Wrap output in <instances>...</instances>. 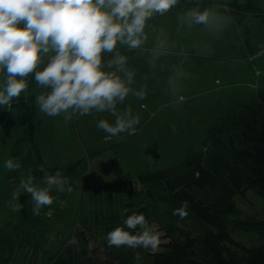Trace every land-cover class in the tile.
<instances>
[{
	"label": "rangeland",
	"instance_id": "obj_1",
	"mask_svg": "<svg viewBox=\"0 0 264 264\" xmlns=\"http://www.w3.org/2000/svg\"><path fill=\"white\" fill-rule=\"evenodd\" d=\"M239 1L264 9V0ZM252 25L248 38L254 54L249 57H240L238 40L226 16L209 14L207 22L196 23L192 13L171 10L163 14L154 12L145 22L143 42L139 47L131 48L118 41L112 53H103V70L116 71L130 88L128 96L117 104V108L122 112L131 107L132 114L139 115L140 122L133 134L124 132L109 136L99 129L97 123L101 119L110 124L115 122L107 112H93L65 121L64 113L48 116L35 103V135L45 163L62 166L84 156L87 166L86 171L66 186V189L72 188L71 192L55 189L50 192L53 203L40 210L42 214L45 211V227L23 232L26 250L15 251L5 264H62L57 255L66 248L71 252L68 264H75L80 245L73 231L77 228L78 206L85 194L92 195L91 203L96 211L116 213L127 201L123 191L137 188L134 184L137 175L149 169L174 167L180 162L186 145L195 149L200 146V136L221 115L218 103L222 105L224 101L227 105L240 106L248 100L238 97L236 101L233 97L239 91L243 92L245 88L251 93L264 91V20L255 19ZM116 53L125 57L119 71L115 64L107 67V61ZM128 73L132 74L131 84L127 82ZM4 81V72H0V90ZM226 85L232 86L227 88ZM244 85L246 87H242ZM34 86L35 98L47 91L36 81ZM136 93H142L143 99ZM229 97L232 99L228 102L226 98ZM19 119L20 113L15 106H0V229L21 221L19 211H13L9 206V202L18 204V199L12 200L8 169L4 167ZM113 144L120 145L117 153L105 151L91 155L92 151ZM16 173L20 179L25 178L19 170ZM114 181H120V186L113 185ZM36 183L45 186L42 177ZM104 185L113 186L98 194L94 192ZM233 200L236 209L242 213V220L263 221L264 198L255 190L237 194ZM151 225L156 228L154 223ZM230 236L247 247L261 243L253 231L231 229ZM92 238L91 247L98 251L97 259L104 262L106 256L101 254L100 247L102 234L96 233ZM68 240L70 244H66ZM111 253L116 260L125 259L126 246L113 247Z\"/></svg>",
	"mask_w": 264,
	"mask_h": 264
},
{
	"label": "trees",
	"instance_id": "obj_2",
	"mask_svg": "<svg viewBox=\"0 0 264 264\" xmlns=\"http://www.w3.org/2000/svg\"><path fill=\"white\" fill-rule=\"evenodd\" d=\"M171 11L188 14L194 11L222 14L229 18L235 38L238 40L240 57L254 54L248 35L255 19L264 20V9L251 7L239 0H177ZM26 94L21 93L15 106L20 113L18 131L12 143L9 159L19 158V170L25 178H43L42 167L49 174L61 170L69 182L86 171L87 160L80 157L74 163L48 166L42 158L41 147L35 141V79L34 74L25 78ZM201 144L195 149L186 145L180 162L162 170H145L135 179L136 189H126L127 201L114 214L96 211L91 203L92 195L85 194L77 213V225L73 236L80 245L75 264H136L137 252L143 257L139 264H264V219L242 220L233 197L253 189L264 198V91H257L248 102L225 108L200 136ZM120 145L94 150L91 155L113 151ZM8 170L10 186L14 190L20 179L16 171ZM113 185L120 186V181ZM113 185H104L102 189ZM118 188V187H117ZM187 205L188 215L181 220L173 210ZM18 205H23L19 224L9 223L0 229V264L8 263L17 250H26L27 242L22 233L37 231L46 225L45 211L33 215V202L29 194L20 191ZM43 209V206L41 207ZM143 213L151 225L161 232L160 246L156 252L126 246L127 257L115 259L107 244V233L123 225L121 214ZM254 232L259 245L245 246L230 236V230ZM132 231V230H129ZM102 234L101 254L97 259L92 236ZM70 240L66 244H70ZM65 244V245H66ZM71 252L64 249L57 257L62 264L70 262Z\"/></svg>",
	"mask_w": 264,
	"mask_h": 264
},
{
	"label": "clouds",
	"instance_id": "obj_3",
	"mask_svg": "<svg viewBox=\"0 0 264 264\" xmlns=\"http://www.w3.org/2000/svg\"><path fill=\"white\" fill-rule=\"evenodd\" d=\"M177 0H0V72H4V87L0 90V106L18 101L26 94L25 78L34 74L37 84L47 91L36 97L39 110L48 116L64 113L65 121L74 117L95 113H109L114 124L101 119L97 127L109 136L128 132L133 134L140 122L131 107L119 111L117 104L123 102L130 88L116 71L103 70V53H112L117 42L131 48L141 45L145 22L154 12L163 14ZM209 13L194 11L196 23H205ZM146 39V37H144ZM125 57L116 53L107 67L114 64L121 70ZM44 65L37 71L38 67ZM128 84L132 74H127ZM143 99L142 93H136ZM8 170L21 167L19 158L4 163ZM44 185L34 183L29 175L14 190L12 200L18 199L20 191L30 195L33 215L38 216L42 206L53 203L50 192L72 191L69 178L61 170L49 174L42 167ZM13 211L23 205L9 202ZM187 205L173 210L181 220L188 215ZM121 214L122 226L107 233L109 247L127 246L156 252L161 244V233L150 225L143 213ZM132 230V231H129ZM136 264L143 259L139 252Z\"/></svg>",
	"mask_w": 264,
	"mask_h": 264
},
{
	"label": "crops",
	"instance_id": "obj_4",
	"mask_svg": "<svg viewBox=\"0 0 264 264\" xmlns=\"http://www.w3.org/2000/svg\"><path fill=\"white\" fill-rule=\"evenodd\" d=\"M173 12H175V11H173ZM179 12H181V11H179ZM183 14H188V13H185V12H183ZM191 15V14H190ZM211 15V14H210ZM217 15V14H216ZM213 16H215V15H213ZM232 85H226L225 87H227V88H230ZM242 87H246V85H244V86H242ZM254 94V92L253 93H251L250 92V90L247 88H245L244 89V91L243 92H241V91H239L238 92V95H234V99L236 100V101H238L237 99H238V97L239 98H242V99H245V98H247V100L252 96ZM230 99H232V97L230 98H226V100L229 102V100ZM225 100V99H224ZM222 100H220V102H221ZM219 104V106H217V108L218 109H220V113H221V111L223 110V109H225V108H228V107H233L234 106V104L232 105V103L231 104H229V105H227L224 101H222V105H221V103H218ZM242 105V104H241ZM35 122H36V116H35ZM35 126H36V123H35ZM34 135H35V131H34ZM35 139L37 140V138H36V135H35ZM14 141V140H13ZM37 142H38V140H37ZM13 143V142H12ZM39 144V143H38Z\"/></svg>",
	"mask_w": 264,
	"mask_h": 264
}]
</instances>
